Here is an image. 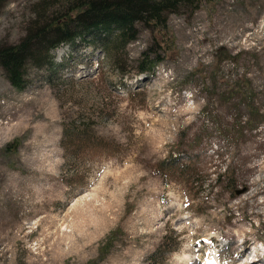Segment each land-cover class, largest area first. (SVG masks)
Instances as JSON below:
<instances>
[{"label":"rangeland","instance_id":"1","mask_svg":"<svg viewBox=\"0 0 264 264\" xmlns=\"http://www.w3.org/2000/svg\"><path fill=\"white\" fill-rule=\"evenodd\" d=\"M66 1L0 0V45ZM166 24V41L140 25L114 59L57 43L58 68L40 53L23 87L0 66V264H264V115L247 120L250 99L264 113V0H200ZM145 47L153 72L138 71ZM70 120L102 143L68 156ZM166 231L178 244L155 260Z\"/></svg>","mask_w":264,"mask_h":264},{"label":"trees","instance_id":"2","mask_svg":"<svg viewBox=\"0 0 264 264\" xmlns=\"http://www.w3.org/2000/svg\"><path fill=\"white\" fill-rule=\"evenodd\" d=\"M199 2L200 0H68L63 5H67L63 13L56 10L49 18L38 17V20L32 22L29 30L21 39L11 44H1L0 66L4 68L6 77L14 87H23L26 82L27 62L33 61L34 66H39L37 56L42 53L40 63L47 62L51 77L54 70L58 68V62L52 56L53 54H49V50L64 40L75 42L77 37L87 40L89 44H97L107 57L114 59L119 49L124 50L128 41L137 38L140 25H146L150 31L157 32L159 36L155 34V40L166 41L167 13L177 12L182 7L194 8ZM142 50L138 60L140 65L138 71L153 72L154 65L160 60V55L157 54L158 51L147 47ZM225 52V56L228 55L233 60L238 54L228 49ZM249 82L248 76L244 73L243 78H233L228 83L231 86L229 91L243 95L248 91ZM247 108L250 111L247 120L252 123L264 115L263 112L258 114L259 109L251 99L247 103ZM63 129L62 142L65 153L70 157L80 152L81 146L85 143L82 140L91 141L93 146L99 142L102 143L100 135L95 132L89 133L85 123L70 120L68 123H63ZM73 172L74 169L71 167L63 171V179L69 184L76 181ZM119 230L117 228L112 231V243L113 234ZM162 239L157 249L151 252L152 256L163 249L170 251L178 244L176 240L172 245L175 235L172 236L167 231L163 233ZM111 242L99 244V255L108 250ZM95 262L96 258H90L86 264H95Z\"/></svg>","mask_w":264,"mask_h":264},{"label":"bare ground","instance_id":"3","mask_svg":"<svg viewBox=\"0 0 264 264\" xmlns=\"http://www.w3.org/2000/svg\"><path fill=\"white\" fill-rule=\"evenodd\" d=\"M247 242H245V244H246ZM244 246V245H243ZM238 248V247H237ZM238 251V250H237ZM242 253H243V251H242ZM240 254H241V251H240ZM252 256V258H251V260L250 261H248V262H246V263H248V264H251V262H253L254 260H258V259H256V255H255V257H254V255L252 254L251 255ZM254 257V258H253ZM193 262H195V261H193ZM213 262V259H210L209 260V262H207L208 264H214V263H212ZM189 264H191V263H189ZM194 264H196V263H194Z\"/></svg>","mask_w":264,"mask_h":264}]
</instances>
